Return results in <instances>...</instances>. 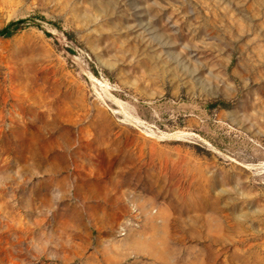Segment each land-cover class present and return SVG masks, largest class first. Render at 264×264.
Wrapping results in <instances>:
<instances>
[{
    "label": "rangeland",
    "instance_id": "1",
    "mask_svg": "<svg viewBox=\"0 0 264 264\" xmlns=\"http://www.w3.org/2000/svg\"><path fill=\"white\" fill-rule=\"evenodd\" d=\"M0 264H264V0H0Z\"/></svg>",
    "mask_w": 264,
    "mask_h": 264
},
{
    "label": "trees",
    "instance_id": "2",
    "mask_svg": "<svg viewBox=\"0 0 264 264\" xmlns=\"http://www.w3.org/2000/svg\"><path fill=\"white\" fill-rule=\"evenodd\" d=\"M5 32V31H4ZM4 32L2 31V32H0V37L4 34Z\"/></svg>",
    "mask_w": 264,
    "mask_h": 264
}]
</instances>
